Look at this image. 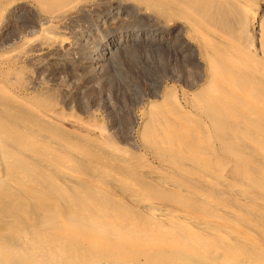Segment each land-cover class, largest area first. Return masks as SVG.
<instances>
[{
	"label": "bare ground",
	"instance_id": "1",
	"mask_svg": "<svg viewBox=\"0 0 264 264\" xmlns=\"http://www.w3.org/2000/svg\"><path fill=\"white\" fill-rule=\"evenodd\" d=\"M38 1L45 6L51 0ZM133 1L156 11L160 17L163 31L159 57L160 62L161 58L163 60L160 65L163 72L168 67L164 58L167 50L189 61L199 72L201 64L197 52L204 59L208 72L206 84L196 95L204 114L198 113L192 119L190 110L172 105L169 94L162 95L164 101L157 102V108L145 120L142 134L145 148L166 168H161L162 172L157 167L145 168L148 162L143 165L135 160L132 164L129 158H120L119 154L108 152L106 155L104 151L83 149L87 146L80 147L79 143L78 151L79 148L84 153L88 150L84 156L88 160L83 159L90 165L85 167L93 170L88 173L73 165L83 154L72 151L68 142L77 141L78 137L66 141L67 136L64 138L61 137L64 133H58L63 131L54 129L37 109L39 106L34 107V103L45 105L44 99H18L0 88V179L5 177L0 184V261L9 262L11 258L13 261L17 255L14 264H58L65 258L62 250L103 246L114 254L111 258L126 255L135 251L134 248H141L148 256L162 251L164 254L168 249L184 257L186 263L264 264V21L256 12V5L263 6L264 2ZM128 7L134 9L129 4ZM8 11L6 8L0 12L6 14ZM243 11L249 15L244 24L240 18ZM170 23L174 25L176 46L174 41L170 43L168 31L164 29ZM244 31L252 37L243 41ZM43 43L47 44L46 41L39 43L41 50L45 49ZM252 44L255 53L251 51ZM73 155L75 158L71 161ZM226 156L232 159L229 161ZM3 159L15 167L16 174L5 175L9 166L2 163ZM230 163L237 175L234 178L225 174ZM96 167H102L100 175H109L110 185L100 184ZM128 177H134L135 181L141 177L142 182L130 187L125 179ZM216 182L228 188L235 198L231 201L207 186ZM112 187L118 196L111 194ZM148 190L152 195H146ZM121 197L130 203L131 210L110 206L112 199ZM240 197L246 199L248 209L243 208L246 205H237ZM13 230L17 231L15 237L19 232L24 247L18 251L14 247L18 253L10 256L14 251L9 247L17 243L15 237V242L7 238ZM30 246L32 251L28 253ZM52 249L57 253L51 252ZM69 256L67 263L72 257ZM106 257L101 258L105 260ZM75 258L78 257L72 259Z\"/></svg>",
	"mask_w": 264,
	"mask_h": 264
},
{
	"label": "rangeland",
	"instance_id": "2",
	"mask_svg": "<svg viewBox=\"0 0 264 264\" xmlns=\"http://www.w3.org/2000/svg\"><path fill=\"white\" fill-rule=\"evenodd\" d=\"M103 1L51 0L49 4H45L44 6V4L38 0H0V11L3 12L4 9L9 8L11 12L8 11L6 14L0 12V88L18 99H29V101L34 98L44 99L45 105L41 104V106L38 103H34V107H41L37 109L53 124L54 129L63 131L58 133H64V136L62 135L61 137L65 138L66 135V141L69 138V140H72L78 137L77 141L72 140L71 143L68 142L72 151L81 152V154H83L82 159H79L80 162L76 159L78 163H73V165L85 169L86 172L93 173V170L92 168L88 169L90 165H88V161H84L88 160V157H84L85 154L88 153V150L84 153L85 151L79 148L80 151H78L77 147H81L82 144V147L87 146L83 149H90L92 151L98 150L99 152L104 151L106 155L108 152L109 154L116 153L120 155V158H129L130 162L136 160L138 164L142 163L143 165L148 162L145 168L152 166L154 169L157 167V169L162 172V169L166 167L160 162L158 157L145 148L142 127L144 129L145 120H147L149 114L157 108L156 104L158 105V103L164 101L163 98L167 94L173 99L174 104L172 105H177L184 111L190 110L189 112L193 117H191L192 119H195L194 117L197 116L198 113L199 115L204 114L203 105L197 101L196 97L197 90L203 88V85L206 84L208 72H206L205 69L204 59L201 58V55L197 52L196 57L201 64V71L199 72V69H194L195 66L189 61L181 60L175 56L176 54L167 50L164 58L166 60L165 64L168 67L167 71L163 72L160 67L163 60L161 58L160 62L159 57L161 54H159V49L161 48L159 43L163 30L159 25L160 17L156 11L154 12L148 9L145 5H139L133 0H131V2L130 0L127 2L124 0H120L119 2L114 0ZM254 1L259 2L261 0ZM262 1L264 2V0ZM128 4L134 6V9L128 7ZM141 10L143 12H141ZM256 12L259 16L262 15L264 21V5L257 4ZM9 13L11 16H9ZM247 13L243 11L240 16L243 24L248 21L249 15ZM167 27L164 29L168 31V40L170 43L174 41L173 45L175 44L176 46V39L173 37L174 25L170 23ZM247 37L250 39L252 36L250 33L248 34L244 31L241 40L244 41ZM41 41L47 42V44L43 43V45L45 44V49L43 50L38 48L39 43L42 44ZM30 42H32V44H30ZM32 46L34 49H31L33 48ZM254 48L255 45L252 44L251 51L255 53L256 51ZM173 60L174 62H172ZM175 61L178 64H176ZM180 62L183 64L181 65ZM171 99L170 102L172 101ZM75 143L77 146H75ZM72 145L74 147H72ZM75 148H77V150ZM118 149L122 151L120 152ZM125 152H127V154ZM81 154L79 153V155ZM122 155L127 158H124ZM138 157L140 158L138 159ZM70 158L72 159L75 157L73 155ZM227 158L229 161L232 159L229 156ZM71 161H73V159ZM2 163L9 166L5 175L11 177L12 174H16L14 171L15 167L13 165L10 166L6 159H3ZM231 163L228 166L229 169L231 168V171L228 169L229 171L227 170L225 173L228 178L237 176ZM87 165L88 167H85ZM101 170L102 167H96L95 169L96 176L99 175L97 177L99 178L100 184L102 183L101 185H103L105 183L106 186L110 185V182H108L110 181L109 175H105L107 176L106 178L100 175ZM96 176L95 179L98 180ZM2 178L5 180V177ZM2 178L0 179V184L3 182ZM100 178L103 179L102 182ZM133 178L134 177L125 178L128 179L127 181L130 183V187H132L131 185L135 186V184H141V177H138V182ZM140 180L141 182L139 183ZM190 183L194 184L192 181ZM204 185L206 186V184ZM106 186L103 187L106 188ZM207 186L214 192L221 193L220 195H223L225 198L231 199V201L235 198L228 188L218 182L214 185L209 184ZM112 189L110 188L111 194L114 193L116 195L115 189L113 187ZM148 191L146 195H152L151 191ZM51 194L54 195V193ZM122 197L120 198L121 200L123 199ZM120 199H112L110 202L112 205L110 206L116 207L118 210L126 208L131 210L132 206L130 203L125 199L122 201ZM238 204L242 206L246 205L243 208L248 209L245 198L240 197L237 200V205ZM132 214L134 215L133 212ZM148 222L152 223L151 221ZM19 225H21V222ZM164 226L166 225L164 224L163 227ZM11 232L10 236L7 238L13 239L14 241L17 231L13 230ZM17 235L19 236V232ZM18 236L15 237V241L22 244L15 243L17 246L15 244H13L15 246L11 245L9 248H11L12 251H14L15 248H17L16 250L18 251L24 247V241ZM29 238H31V236ZM28 248L30 249L32 246ZM83 248H80V250L76 248V250L74 249L73 251H67L66 249V252L62 250V255H64V253L68 254L67 256H65L66 254L64 255L65 258L64 260L62 259L63 261L60 259L61 261L59 260L57 263L63 262V264H68L72 260V263L70 262L69 264H76L77 261L79 262H77L78 264H142L143 262V264H196L186 263L184 257L182 258V256H178V253H173V251L168 249L165 251L166 253L164 252L166 257H170H167L170 259H167V261L165 255L162 254L163 251L161 254L151 255L154 257L153 259L151 256H148L144 250H141V248V252L144 251V253L142 252L143 255H146L148 258L143 256L138 248H134L135 251L131 250L130 253L128 252L126 255L112 256L111 258L110 256L114 254L109 253L111 250L107 252L103 246H99V249L97 247L95 249ZM29 249L28 253H31L32 249ZM53 251L57 253L56 249H52L51 252ZM70 251L73 252V254ZM133 251H137L141 256L140 254L138 256L137 252L135 254ZM11 253L10 256L18 252L14 251ZM97 253L98 256H96ZM102 253L104 254L102 255ZM78 254L84 256V258H80ZM105 254L110 258L108 259V256L106 257ZM69 255L72 257L67 263V257ZM133 255H135L134 259ZM16 256L13 261L10 257L11 261L6 262L4 260L0 262L2 264L17 263L14 261L17 259ZM74 256L78 257L75 258L77 259L76 261L72 259ZM160 256L164 258H160ZM94 257H98L96 261ZM101 257H106V259L104 260ZM149 257L152 261H149ZM175 257L176 260H174ZM114 258H117V261L114 260ZM178 258H180V260Z\"/></svg>",
	"mask_w": 264,
	"mask_h": 264
}]
</instances>
